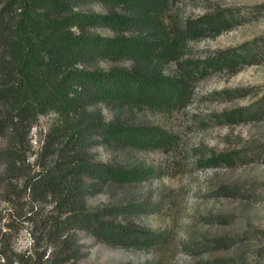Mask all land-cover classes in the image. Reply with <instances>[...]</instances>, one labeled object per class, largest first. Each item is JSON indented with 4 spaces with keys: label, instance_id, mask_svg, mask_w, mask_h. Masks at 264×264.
Segmentation results:
<instances>
[{
    "label": "rangeland",
    "instance_id": "obj_1",
    "mask_svg": "<svg viewBox=\"0 0 264 264\" xmlns=\"http://www.w3.org/2000/svg\"><path fill=\"white\" fill-rule=\"evenodd\" d=\"M169 3L166 24L190 38L180 61L164 72L179 78L185 70L193 73L190 98L173 113L142 109L120 119L166 130L177 138L176 147L90 151L95 165L147 174L137 184L101 185L86 199L90 214L117 209L115 217L100 220L129 230L134 244L102 242L81 228L58 230L71 214L60 213L51 198L38 201L27 188L42 166L50 169L42 154L55 118L50 114L25 139L24 164L11 171L0 159V264H264V50L256 51L254 65L218 64L264 38V0ZM82 11L107 12L100 4ZM99 108L106 124L114 120L113 112ZM2 133L0 154L9 143Z\"/></svg>",
    "mask_w": 264,
    "mask_h": 264
},
{
    "label": "trees",
    "instance_id": "obj_2",
    "mask_svg": "<svg viewBox=\"0 0 264 264\" xmlns=\"http://www.w3.org/2000/svg\"><path fill=\"white\" fill-rule=\"evenodd\" d=\"M169 1L0 0V132L9 135L0 159L11 171L24 164L21 151L30 130L40 117L55 116L42 147L50 169L42 166L27 188L38 201L51 198L55 209L71 214L60 231L81 228L102 242L134 244L129 230L100 220L115 217L117 209L90 214L86 199L101 185L137 184L147 174L95 165L90 151L96 146L112 152L176 147L177 138L166 130L120 119L142 109L173 113L190 98L193 73L185 70L179 78L164 72L180 61L190 38L166 24ZM92 4L102 5L106 14L82 11ZM95 29L113 35H94ZM260 49L264 38L218 64L233 69L235 62L248 60L254 65ZM125 62L130 66L115 67ZM99 106L113 112L112 122L106 124Z\"/></svg>",
    "mask_w": 264,
    "mask_h": 264
}]
</instances>
